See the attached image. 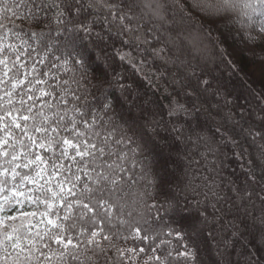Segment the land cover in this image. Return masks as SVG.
Instances as JSON below:
<instances>
[{"label":"snow or ice","instance_id":"snow-or-ice-1","mask_svg":"<svg viewBox=\"0 0 264 264\" xmlns=\"http://www.w3.org/2000/svg\"><path fill=\"white\" fill-rule=\"evenodd\" d=\"M236 34L264 85V0H0V264H195L200 236L264 264L236 249L264 242V86L234 97L209 55Z\"/></svg>","mask_w":264,"mask_h":264},{"label":"trees","instance_id":"trees-1","mask_svg":"<svg viewBox=\"0 0 264 264\" xmlns=\"http://www.w3.org/2000/svg\"><path fill=\"white\" fill-rule=\"evenodd\" d=\"M186 6L193 5L195 0H184ZM192 23L199 28L201 24L205 29L217 25L212 23L213 17L207 16L206 13L200 12L195 8L191 10ZM219 28L221 31L225 29V25L220 23ZM214 35H219L218 32ZM221 48L224 50L213 51L209 55L213 59L211 65L213 69V75L217 80L228 85L229 90L233 91V96L247 95L251 90H259L262 86L261 83V65L259 63H252L250 61L251 53L245 49V44L242 41L239 34L235 37L229 36L226 44H223ZM259 52V49H256ZM228 61H234L238 68H242L243 71H234L228 64ZM142 94L146 99L157 100L160 104H166L167 101L163 98L160 91H158L154 85L150 86L144 84L142 86ZM239 111V109H237ZM201 123L205 126L204 131L211 135L215 131V127L218 124H223V113L217 115L215 110L203 113L200 116ZM231 122H229V126ZM239 130V129H238ZM248 151L245 153L244 160H238L233 154L232 150L226 149L227 155L224 157V171L222 176L225 181L235 180L237 183H241L244 179V169L241 166L242 163L246 165L249 159H255L257 156V150L253 147L244 145ZM236 151H240L237 149ZM255 230H249L244 233L241 240L237 243L236 249L239 250L240 243L248 245V248L253 252H257V249H264V242L261 241L258 235H254ZM195 243L192 244L195 253V264H223L225 257L221 255L222 249L218 247L217 242L206 236H200L199 238L193 237ZM191 243V241H190ZM231 251V249L229 250ZM258 255L264 254L257 252ZM234 259V257H233Z\"/></svg>","mask_w":264,"mask_h":264}]
</instances>
